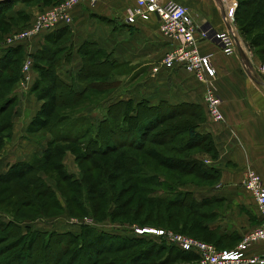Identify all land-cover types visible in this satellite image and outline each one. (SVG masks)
Here are the masks:
<instances>
[{"label":"trees","instance_id":"trees-1","mask_svg":"<svg viewBox=\"0 0 264 264\" xmlns=\"http://www.w3.org/2000/svg\"><path fill=\"white\" fill-rule=\"evenodd\" d=\"M15 1H0V16L2 14L6 15L5 10L14 6ZM238 2L235 18L240 24V30L248 36L251 45L257 48L256 54L264 64V0H238ZM251 10L250 17L244 19ZM0 27L3 28L4 24H0ZM21 43L7 44L9 46L3 49L0 57L1 86L6 87L12 82L20 83L23 79L21 63L25 61V52ZM59 50L47 43L35 53L34 67L39 74V78L35 80L30 88V91L36 92L37 97L43 100V103L33 117L27 131L38 132L45 129L52 137L41 155L36 154L29 161L16 162L9 167L7 172L0 173V182L10 184L11 179L14 177L29 178L27 180L34 183L33 187H35L34 190L37 194L48 195L50 198L54 196L58 203V207L55 208L60 209L61 204L54 192L51 191L53 185L47 180L42 182L39 175L41 166L50 165L53 167L54 163L50 162L52 158L59 155L57 149H60L59 146L54 147V145L69 143L82 147L81 160L90 162L86 170H81L79 180L70 181L73 177L67 171L64 175H59L57 186L66 198V204L70 211H74L79 206V204L77 205V194L81 191L86 192L82 202L87 203V194L91 199L98 196L101 198L111 193L113 198L117 200L122 196L120 195L121 191L134 190L136 193L145 194L140 199L146 201L147 208L153 203L176 208L175 212L166 215L167 220L173 219L183 224V227L189 223L193 215L202 218L210 216L203 215L204 213H201V211L199 212L200 208L209 205L208 202L197 200L192 191L181 188L193 183L194 179L190 181L180 180L179 178L177 182L168 180L167 189H169V192L162 191L160 188L152 190L146 185V183H154L161 187L162 182L158 176L163 174L167 177L168 173L171 172L176 174L175 177L177 174H197L198 177L207 178L212 175H219L215 169L207 167L198 156L186 158L175 155L177 153L182 154L189 148L199 147L205 143H208L206 148L210 145L209 137L200 133L196 128L197 125L192 120L186 119L188 122V126H186L189 127L188 135L184 139L181 138L179 146L169 144L175 140L174 138L161 139L171 135L169 133L170 127L175 126L178 128L177 124L179 123L174 121L175 118H178L176 116H180V113H184L186 110L190 111L192 108H196L199 115L203 116L204 113L201 107L187 104L175 105L167 102L151 105L147 100L135 103L132 100L122 99L104 108L102 118L96 117L92 121L90 117L83 113L84 110H77L80 108L78 106L95 94L105 93L106 89H95L102 84L96 85L93 81H86L89 78L87 76L90 75L86 73V69L94 66L89 63V58L84 63L80 77L87 84V87L82 92L75 91L57 74ZM43 60L47 61V66L40 64ZM17 91L16 89H0V93L2 92L0 97V134H3L0 137V145L4 143L6 137H10L12 134L13 116L18 100ZM100 104L101 101H98L99 106H101ZM7 114L8 120L3 121L2 119ZM161 124H166V127L163 130L155 131L158 125ZM152 130L154 133L151 135ZM149 134L151 137H149ZM147 140L150 142L149 145L145 143ZM128 147H132V149ZM115 152L118 155L114 158L102 159L101 161L92 159L94 154L106 157L108 154ZM158 165L166 167L168 171H161V174L154 173L160 168ZM117 168L129 170L132 176L135 174L136 179V183L134 180H129L131 181L129 186L122 182L121 189H123L118 194L114 192L115 184L112 183L120 178L115 172ZM95 171H99V173L96 175L94 174ZM149 172L154 174L149 175ZM170 176L173 177L169 174ZM43 186L46 189H43ZM112 187H114L113 191L111 190ZM153 191H158L159 195L149 196ZM99 193L100 195H98ZM32 195L31 191L26 192L25 190L23 199H32ZM131 200L129 198L116 206L118 209H116L117 215L128 212L127 206L131 204ZM19 201L20 203L24 202L22 199H19ZM188 203L192 208L184 214L180 211V208H186ZM143 207L144 204L139 201L136 211H131L132 214L138 215ZM39 211L40 214L44 215L48 213V210L43 207L39 208ZM120 211L124 212L121 213ZM147 212L146 217L149 218L150 213ZM47 219H41L40 217L19 218L5 211L0 212V264H38L40 263V256L46 250H48V253H53V256H50H52L54 264H167L168 260L172 262V260L177 259L176 257L191 262L197 260L196 253L181 249L172 243H169L168 246L165 239L154 235L123 236L87 223L78 225L80 227L78 231L60 232L36 228L38 221H47ZM206 224L202 219L193 220L190 223L189 230L192 232L199 228L208 231ZM6 240L9 241L5 242ZM214 242L220 244V236H215ZM59 243L60 246H57ZM108 255L110 256L107 257ZM171 255H173V258L169 259Z\"/></svg>","mask_w":264,"mask_h":264},{"label":"crops","instance_id":"crops-1","mask_svg":"<svg viewBox=\"0 0 264 264\" xmlns=\"http://www.w3.org/2000/svg\"><path fill=\"white\" fill-rule=\"evenodd\" d=\"M27 1L16 0L8 15L11 17L13 14H21L27 19L30 15H35L36 8L28 7L25 3ZM167 1L169 0H160L161 3ZM175 1L188 7L196 24L210 28L211 37L202 40L199 48L202 53L211 54L212 63L217 70L213 84L223 100V121H214L208 116L204 102L205 84L192 73L184 68H161L158 72L153 71V67L179 42L163 33L159 19L155 16L149 20L139 19L136 23H129L127 11L135 4V0H96L94 5L91 0L85 1L73 8L71 24H59L21 44L25 60H32L33 67L35 53L47 43L55 49H61L57 55V74L77 92H82L87 87L80 77L84 63L89 58L91 62L95 60L93 62L97 64L104 63L112 73L122 67L131 71L122 80L123 89L115 90L106 103L94 106L84 111V114L102 118L104 108L122 99L135 103L147 100L151 105L167 102L200 106L204 121L198 131L209 137L210 145L205 149V155H198V158L207 167L215 169L221 175V180L210 186L194 185L186 190L192 191L199 201L209 204L231 202L243 211V214H237L230 210L231 213L225 221L214 219L206 224L211 233H216L214 240L215 236H220L219 243L222 245L224 236L241 238L261 221L256 203L250 192L244 188L243 180L248 169H253L264 180V71L260 69L263 63L257 54L249 53V38L240 30L236 18L232 25L245 57L239 51L226 55L214 36L215 32L228 27L224 15L233 0ZM7 46L9 45L6 42L0 41V57ZM40 64L47 66V61L43 60ZM29 74L30 81L26 86L18 87L19 102L13 116V142L6 152H0V173L7 172L16 162L29 161L34 155H41L52 137L51 134L47 136V144L43 146L31 142L23 133L27 131L41 107L32 98L25 99V93L30 91L35 80L39 78L35 67ZM113 75V80H116V74ZM17 117L20 119V128L16 130ZM39 222H42V226L37 224ZM37 223L36 228L39 230H79L65 227L50 219ZM93 225L107 231L96 220Z\"/></svg>","mask_w":264,"mask_h":264},{"label":"rangeland","instance_id":"rangeland-1","mask_svg":"<svg viewBox=\"0 0 264 264\" xmlns=\"http://www.w3.org/2000/svg\"><path fill=\"white\" fill-rule=\"evenodd\" d=\"M63 2V0H29L27 2H25L28 7L30 6H34V8H36L35 11L36 14L33 15L31 17L25 18V15H12L11 17L8 15L9 11L11 9L14 8V6H12L10 9L7 8L5 11V14H2V16H0V24L3 25L4 27L1 28L0 27V41H4L6 39H8L11 36L17 35L25 30H28L30 28H32L35 23H36V19L37 16L39 14H43L46 13L50 10H52L54 7H56L57 5H60ZM9 9V10H8ZM252 10L249 12V14H246V18L250 17ZM248 47V51L250 54H256L257 52V48L253 47L251 45V43L247 46ZM95 60L89 61V63H92L94 66L91 68H87L86 69V73H89L90 75L87 76L89 77L88 80L86 81H93L95 82L96 85H100L98 88L95 89H106L105 93L103 92L102 94H95L92 98H88L86 100L83 101V103H81L78 107H80L79 109H77L78 111L80 110H90V108L92 109V107L94 106H99L98 105V101H101L100 105H103L104 103H106V101H108L109 99L112 98L113 92L115 90H120L123 89V85H122V80L125 78L124 76L129 74L131 71H127L124 67L122 68H118L117 70H114L117 78L116 80H113V74L111 72V69L106 66L103 65L104 63L97 64L95 62H93ZM88 63V64H89ZM91 64V65H92ZM159 65V63L157 64ZM155 65V66H157ZM154 66V67H155ZM27 67H29V70H27L26 72L29 73V71H31V69L34 70V67L32 65V60H25L24 62L21 63V72L25 69H27ZM154 67H153V71H154ZM29 81H30V74H29ZM28 81V82H29ZM25 79H22L19 82H12L11 84H8L6 87L5 86H1L0 85V89H16L19 90L18 87H24L26 86ZM5 93V92H3ZM2 96V92L0 93V97ZM25 99L30 100L31 98L33 99V101H35L38 106L40 107V105H42L43 100H40L37 97L36 92H32V91H28V93H25ZM19 102V98L17 100L16 103V107L18 105ZM77 112V111H75ZM145 113V112H144ZM88 117L92 119H94L95 117L98 116H92V114H86ZM177 115V114H176ZM180 116H176L178 118H175L176 122H178V128L175 126L170 127V136L169 137H162L161 139H172L174 138L175 140L172 142H170L169 144L174 145V146H179V142L182 139H184L185 137H187L188 135V122L186 119H190L192 120L195 125H197L196 128H198L204 121L203 116H200L198 113V110L196 108H192L190 109V111H185L184 113H180ZM8 114L4 116V118L2 119L3 121L8 120ZM185 119V120H184ZM173 121V120H172ZM1 123V122H0ZM173 123V122H172ZM169 124V123H168ZM185 124V125H184ZM1 125V124H0ZM16 130L20 128V119H18V117L16 118ZM166 124H161L158 125V128L155 131H159V130H163L166 126ZM187 125V126H186ZM193 126V125H192ZM13 129V128H12ZM25 134V137H27L31 142H37L39 144H42L43 146H45L47 143L46 142V138L47 136H50V133L43 129L40 130L38 132H23ZM153 130L151 132V135L153 134ZM5 134V132H4ZM2 137L3 134H0ZM151 135L149 134V137H151ZM13 138L12 134L10 137H6L4 140V143L2 145H0V152H3L7 150L8 146H10L13 142ZM183 142V141H182ZM147 145H149L150 142H148V140L145 142ZM48 145V144H47ZM208 145V143H205L199 147L195 146L193 148H189L187 151H185L184 153H177L175 154L177 157H186V158H192V157H197L198 155H205V149L206 146ZM59 146L60 149H57V153H59L58 156L52 158L50 163H54L53 167H51L50 165H43L41 166V172H40V177L42 182H44L45 180L49 181L52 185H53V189L51 191L54 192V195L57 197V199L59 200L60 204H61V208H55L56 206L58 207V203L56 201V198L54 196H52L51 198L48 195H43V194H37V192L34 190L35 187H33L34 183L33 182H29L27 179L29 178H16L14 177L13 179H11L10 184L8 183H3L0 182V212L5 211L8 212L10 214L16 215L19 218H35V217H40L41 219L44 218H48L50 220L56 221L58 224H62L65 227H75L76 229H80V227L78 226H74L76 224H80L79 222L82 219H85L87 217H93L102 227H106L107 231L109 232H114V231H119L123 236H131V235H135L133 233V231L131 230L132 228L135 227H150V228H162L165 229L167 231H170L174 234H179V235H184L187 237H192V238H196V239H201V240H205L211 243H214L218 248H225V249H233L235 247H237V245L242 241V238H237V237H227L224 236L223 237V241H222V245L221 244H216L214 242V235L216 233H211L210 229L208 231H203L200 230L199 228H196L194 231L190 232L189 230V226L191 221L193 220H199L202 219L204 223H208L214 219L219 220L220 222L223 220L225 221V218L229 217L231 211L232 212H238L243 214V211L241 209H239V207L237 208L236 206H233L231 202L229 203H217V204H209L208 206H204L202 208L199 209V212L201 211V213H204L203 215L207 214L210 215L206 218H202V217H198L196 215L191 216L189 223L186 224L185 227H183V224L178 223L177 221L171 219V220H167V214L168 213H173L176 211V208H169L166 205H160V204H151L150 207L147 208L148 204L146 203V201H144V199H140L141 197H143L145 194L142 193H136L134 190H129L128 192H124L121 191L122 195L120 197V199H115L113 198V195L110 194H106L105 196L99 198V196L97 198H90V196H88L87 194V198H88V202L87 203H83L82 202V198H84V196L86 195L85 191H81L80 193L77 194V205L79 204V206H77V208L74 209V211H70V209L67 207L66 204V198L61 194V190L59 189V187L57 186V183L59 181V175H64V173L67 171L69 173H71L72 177L70 181H73L74 179L79 180L80 179V175H81V170L83 169H87L89 167L90 162L89 161H83L81 160L80 155L83 153V148L73 145V144H69V143H59V144H55L54 147ZM129 149H132V147H128ZM123 149V148H122ZM120 151V150H119ZM132 151V150H131ZM173 154V155H174ZM118 154L117 152L112 153V154H108V156L104 157V156H100V155H93L92 159H96L98 161H101L102 159H110V158H114L116 157ZM160 168H158V170L154 173H160L161 171H168L166 167H163L161 165ZM58 169V170H54V169ZM45 169V171H44ZM153 170V169H152ZM43 171V172H42ZM100 171V170H99ZM99 171H95L94 174H98ZM112 171V169H111ZM171 171V170H170ZM120 178L117 179L118 181H113L112 183L115 184V190L114 192H116V194L120 193L121 187H122V182L125 183L126 186H129V183H131V181L129 180H134V182L136 183V179H135V174L134 176H132V174L129 172V170L123 169V168H117V170L115 171ZM149 172V175H152L154 173ZM168 173V172H167ZM197 173V172H195ZM170 175H173V177H169ZM137 175V174H136ZM142 175V174H140ZM176 174H174L173 172L168 173V176L166 177L165 175H159L158 177L160 178L161 182H162V186L159 187L157 184L154 183H146L147 187L152 188V190H156V189H161L162 191H168L169 189H167V181H175L177 182L180 178V180H190L194 179L193 183H189L188 185L181 187L182 189H186L189 187H193L194 185H198V186H210L212 184H216L219 180H221V175H212L210 177H198L197 174L194 175H181V174H177V176L175 177ZM118 176V177H119ZM143 176V175H142ZM133 178V179H132ZM31 179V178H30ZM44 180V181H43ZM31 181V180H30ZM166 182V183H165ZM163 183H165L163 185ZM111 186V185H110ZM43 189H46L45 186L42 187ZM114 187L111 188V190L113 191ZM26 190L27 191H31L32 192V199H23V192ZM158 192V191H157ZM156 191H153L149 196H157L159 195V192L157 193ZM169 192V191H168ZM43 193V192H42ZM46 193V192H45ZM115 194V193H114ZM25 195V193H24ZM40 195V196H39ZM100 195V193L98 194ZM93 196V195H91ZM75 197V196H74ZM117 198V197H116ZM131 198L132 202L128 207V212L125 213L124 211H120L121 213H123L122 215H117L116 213V209H117V205L119 203H122L124 201H126L127 199ZM19 199H22L24 202L20 203ZM30 200H33L32 202H29ZM139 201L141 204H144V207L142 208V210L140 211V213H138V215H133L131 211L135 212L136 208L139 205ZM82 203V204H80ZM44 208L46 210H48L47 215L44 214H40L39 208ZM251 207V205L249 206ZM192 207L189 206V203L187 205L186 208H180L181 212L187 213V211L191 210ZM238 209L240 211H238ZM118 210V209H117ZM150 213L149 218L146 217V214H148V212ZM230 211V212H229ZM159 215H161L159 217ZM253 215V214H252ZM45 216V217H43ZM92 218V219H93ZM47 219V220H48ZM93 219V220H94ZM135 219V220H133ZM68 220V221H67ZM42 223V222H41ZM41 223H37L38 225H41ZM44 223V222H43ZM47 223V222H46ZM118 225V226H116ZM253 227H255V224L252 223L251 224ZM42 226V225H41ZM116 226V227H115ZM254 229V228H253ZM116 233V232H114ZM9 240H6L5 242H7ZM76 245V244H75ZM166 245L169 246V242H166ZM60 246V243L57 245ZM56 246V247H57ZM53 253L50 252L48 253V250H46V252L40 256V263L38 264H54V262H52V255ZM173 254V253H172ZM52 255V256H50ZM123 255V254H120ZM165 255V254H164ZM110 255H108L107 257H109ZM173 255L170 256L169 259H172ZM177 259L172 260L171 261H167V264H195V262H191L188 261L186 259L182 260L179 259L178 257H176ZM171 262V263H170Z\"/></svg>","mask_w":264,"mask_h":264},{"label":"built area","instance_id":"built-area-1","mask_svg":"<svg viewBox=\"0 0 264 264\" xmlns=\"http://www.w3.org/2000/svg\"><path fill=\"white\" fill-rule=\"evenodd\" d=\"M85 1L88 0H63L52 10L39 14L32 28L9 37L6 43L23 42L38 33L54 29L59 24H71L73 8ZM91 3L94 5L96 0H91ZM238 4V0H233L225 12L224 20L228 27L214 33L226 55H233L239 51V42L232 25ZM152 16L159 19L161 29L167 37L179 42L175 48L166 53L159 65L154 67V72H158L161 68H184L192 73L205 84L204 102L208 116L214 121H223V100L213 84L217 70L212 63L211 54H204L199 48L202 40L211 37L210 28L196 24L188 7L175 0L165 3H161L160 0H135V4L127 11L129 23H136L139 19L149 20ZM260 69L264 71V64ZM27 70L29 67L22 71L25 82L29 81ZM243 186L253 197L261 221L252 231L243 235L242 241L233 249H221L214 243L174 234L162 228L135 227L131 230L135 235H154L181 249L196 253L195 264H264V180L253 169H248ZM94 221L87 217L79 223L94 224Z\"/></svg>","mask_w":264,"mask_h":264},{"label":"water","instance_id":"water-1","mask_svg":"<svg viewBox=\"0 0 264 264\" xmlns=\"http://www.w3.org/2000/svg\"><path fill=\"white\" fill-rule=\"evenodd\" d=\"M239 52L241 53V55L243 56V57H245V54H244V52L240 49V47H239Z\"/></svg>","mask_w":264,"mask_h":264}]
</instances>
